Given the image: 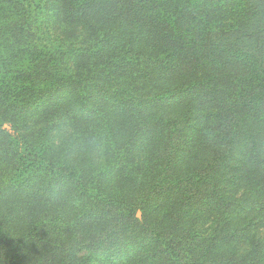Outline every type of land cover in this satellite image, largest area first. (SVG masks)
Here are the masks:
<instances>
[{"label": "trees", "instance_id": "trees-1", "mask_svg": "<svg viewBox=\"0 0 264 264\" xmlns=\"http://www.w3.org/2000/svg\"><path fill=\"white\" fill-rule=\"evenodd\" d=\"M263 229L264 0H0V264H264Z\"/></svg>", "mask_w": 264, "mask_h": 264}, {"label": "rangeland", "instance_id": "rangeland-1", "mask_svg": "<svg viewBox=\"0 0 264 264\" xmlns=\"http://www.w3.org/2000/svg\"><path fill=\"white\" fill-rule=\"evenodd\" d=\"M233 3H231V5L229 4L228 9L225 13L224 16V20L222 21V23L224 24V26L226 27H231L233 28V32L235 31H248V24L247 23H251V16L249 17H242L237 15L236 13H234V11H232V7H233ZM258 29V28H256ZM258 30H261L260 28ZM249 32V31H248ZM75 34H78L75 33ZM52 36H55L54 34H52ZM261 37V35H259ZM49 37V36H47ZM251 44V43H249ZM256 239L260 240V241H264V229L260 230L257 234H256Z\"/></svg>", "mask_w": 264, "mask_h": 264}]
</instances>
